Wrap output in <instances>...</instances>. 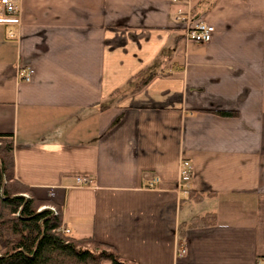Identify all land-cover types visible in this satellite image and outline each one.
Instances as JSON below:
<instances>
[{
    "label": "crops",
    "instance_id": "1",
    "mask_svg": "<svg viewBox=\"0 0 264 264\" xmlns=\"http://www.w3.org/2000/svg\"><path fill=\"white\" fill-rule=\"evenodd\" d=\"M18 8V25L0 23V133L29 195L59 208L70 236L138 264H260L264 0ZM196 21L214 27L208 42L185 40Z\"/></svg>",
    "mask_w": 264,
    "mask_h": 264
},
{
    "label": "trees",
    "instance_id": "2",
    "mask_svg": "<svg viewBox=\"0 0 264 264\" xmlns=\"http://www.w3.org/2000/svg\"><path fill=\"white\" fill-rule=\"evenodd\" d=\"M152 76L142 77L137 88ZM214 113L235 115L228 110ZM12 150V134L0 133V264H138L123 259L110 244L91 236L74 238L58 230L61 210H38L47 202L29 195V189L15 179ZM188 197H192L191 192ZM212 218V214L196 217L189 225H209Z\"/></svg>",
    "mask_w": 264,
    "mask_h": 264
},
{
    "label": "built area",
    "instance_id": "3",
    "mask_svg": "<svg viewBox=\"0 0 264 264\" xmlns=\"http://www.w3.org/2000/svg\"><path fill=\"white\" fill-rule=\"evenodd\" d=\"M18 1L19 0H0V23L15 26L19 23L18 18ZM184 38L188 41L205 43L211 39L212 33L214 31V27L210 24H207L203 21H196L192 24H189L185 28ZM8 36H13V31L8 30ZM33 70L27 68L25 70H21L19 75L22 80H29ZM191 165L187 160H182L180 175L182 179H187L190 175ZM76 182L78 184H87L90 180L86 177H77ZM24 196H28L27 194H23ZM44 209L51 211L52 213H56V207L54 205H45ZM65 234H69V230L63 226H60L58 229ZM178 253H184V249L178 251ZM260 264H264V259L260 260Z\"/></svg>",
    "mask_w": 264,
    "mask_h": 264
},
{
    "label": "rangeland",
    "instance_id": "4",
    "mask_svg": "<svg viewBox=\"0 0 264 264\" xmlns=\"http://www.w3.org/2000/svg\"><path fill=\"white\" fill-rule=\"evenodd\" d=\"M44 206H45V205H41V206L38 208V210H42V209H44ZM186 208H188L187 205H185V209H186Z\"/></svg>",
    "mask_w": 264,
    "mask_h": 264
}]
</instances>
